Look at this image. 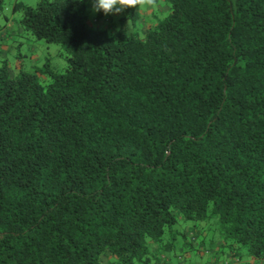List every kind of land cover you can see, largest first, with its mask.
Segmentation results:
<instances>
[{
  "label": "trees",
  "instance_id": "trees-1",
  "mask_svg": "<svg viewBox=\"0 0 264 264\" xmlns=\"http://www.w3.org/2000/svg\"><path fill=\"white\" fill-rule=\"evenodd\" d=\"M91 10L0 0V264H264V0Z\"/></svg>",
  "mask_w": 264,
  "mask_h": 264
},
{
  "label": "rangeland",
  "instance_id": "rangeland-1",
  "mask_svg": "<svg viewBox=\"0 0 264 264\" xmlns=\"http://www.w3.org/2000/svg\"><path fill=\"white\" fill-rule=\"evenodd\" d=\"M22 2L26 5L36 6L39 0H7L8 13L12 14L13 5L16 2ZM93 15L94 13L92 10ZM20 18V14L15 15ZM6 32V29L3 30ZM21 37H16L14 46H19L18 52L9 57L11 65L19 68L18 62L23 64L25 69L29 72L37 71L40 67H45L47 63L55 71H63L67 67V57L63 51V47L55 43H47L44 40H38L32 35L20 34ZM1 39V38H0ZM4 49L13 51L12 46H4ZM14 53V51H13ZM22 54L23 58L19 55ZM41 79H47V76H41Z\"/></svg>",
  "mask_w": 264,
  "mask_h": 264
},
{
  "label": "clouds",
  "instance_id": "clouds-1",
  "mask_svg": "<svg viewBox=\"0 0 264 264\" xmlns=\"http://www.w3.org/2000/svg\"><path fill=\"white\" fill-rule=\"evenodd\" d=\"M94 13L103 12L105 16L121 14L129 8L142 9L153 6L155 0H91Z\"/></svg>",
  "mask_w": 264,
  "mask_h": 264
},
{
  "label": "crops",
  "instance_id": "crops-1",
  "mask_svg": "<svg viewBox=\"0 0 264 264\" xmlns=\"http://www.w3.org/2000/svg\"><path fill=\"white\" fill-rule=\"evenodd\" d=\"M18 2V1H17ZM4 34H5V32H2V34L1 35H3L4 36ZM8 43H6V45L5 44H3L4 46H11V45H7Z\"/></svg>",
  "mask_w": 264,
  "mask_h": 264
}]
</instances>
